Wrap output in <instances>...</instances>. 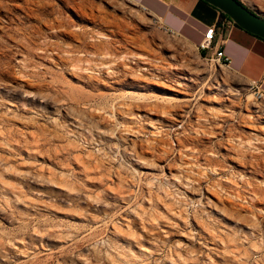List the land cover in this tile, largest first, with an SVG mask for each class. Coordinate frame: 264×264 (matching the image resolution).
<instances>
[{"label":"rangeland","instance_id":"rangeland-1","mask_svg":"<svg viewBox=\"0 0 264 264\" xmlns=\"http://www.w3.org/2000/svg\"><path fill=\"white\" fill-rule=\"evenodd\" d=\"M200 51L133 0H0V264H264V98Z\"/></svg>","mask_w":264,"mask_h":264},{"label":"crops","instance_id":"crops-1","mask_svg":"<svg viewBox=\"0 0 264 264\" xmlns=\"http://www.w3.org/2000/svg\"><path fill=\"white\" fill-rule=\"evenodd\" d=\"M172 33L200 49L204 34L214 28L211 47L223 52L233 72L264 93V40L236 25L218 9L201 0H133ZM202 51V50H201ZM210 54L209 51H203Z\"/></svg>","mask_w":264,"mask_h":264},{"label":"water","instance_id":"water-1","mask_svg":"<svg viewBox=\"0 0 264 264\" xmlns=\"http://www.w3.org/2000/svg\"><path fill=\"white\" fill-rule=\"evenodd\" d=\"M218 9L242 30L264 40V18L238 0H201ZM143 10H146L142 7ZM147 11V10H146ZM150 13V12H149Z\"/></svg>","mask_w":264,"mask_h":264},{"label":"built area","instance_id":"built-area-1","mask_svg":"<svg viewBox=\"0 0 264 264\" xmlns=\"http://www.w3.org/2000/svg\"><path fill=\"white\" fill-rule=\"evenodd\" d=\"M231 25H235L232 21H230ZM214 36V28H210L204 34L203 43L200 45V50L202 51H209L212 49L210 56L216 62L220 63L222 66L226 67L229 70H232L230 67V60L227 56L223 54V52L219 50L213 51L214 47H211L212 38ZM253 89V94L256 100H262L264 98V93L255 85H251Z\"/></svg>","mask_w":264,"mask_h":264},{"label":"trees","instance_id":"trees-1","mask_svg":"<svg viewBox=\"0 0 264 264\" xmlns=\"http://www.w3.org/2000/svg\"><path fill=\"white\" fill-rule=\"evenodd\" d=\"M200 54H201V56H205V53L203 51H200Z\"/></svg>","mask_w":264,"mask_h":264},{"label":"bare ground","instance_id":"bare-ground-1","mask_svg":"<svg viewBox=\"0 0 264 264\" xmlns=\"http://www.w3.org/2000/svg\"><path fill=\"white\" fill-rule=\"evenodd\" d=\"M204 70H205V69H204ZM216 83H217V82H216ZM223 84H224V83H223ZM224 86H225V85H224ZM224 86H223V87H224ZM224 88H225V87H224ZM224 88H223V89H224ZM227 89H228V88H227ZM227 89H226V91H227Z\"/></svg>","mask_w":264,"mask_h":264}]
</instances>
